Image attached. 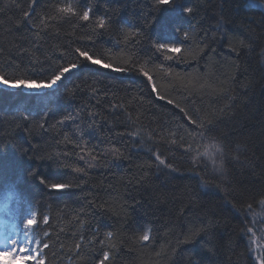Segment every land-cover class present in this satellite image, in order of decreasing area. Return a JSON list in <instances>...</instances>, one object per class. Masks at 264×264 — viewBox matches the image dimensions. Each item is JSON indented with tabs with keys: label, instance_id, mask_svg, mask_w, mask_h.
<instances>
[{
	"label": "trees",
	"instance_id": "16d2710c",
	"mask_svg": "<svg viewBox=\"0 0 264 264\" xmlns=\"http://www.w3.org/2000/svg\"><path fill=\"white\" fill-rule=\"evenodd\" d=\"M69 2L80 8L90 4L97 16L107 13L112 17L118 27L91 38L98 48H110L116 53L114 61L121 65L132 57H151L160 63L152 52V42L163 34L179 43L182 36L173 29L186 27L189 22L179 12L165 10L159 24L147 23L153 15V0H39L37 16L45 15V9L55 15L56 5ZM29 3L30 0L0 1V66L13 63L5 78L15 76L39 83L47 75L49 61L45 57L55 60V50L66 51L69 45L86 39L91 23L84 27L82 22L57 20L49 34L40 38L42 51L35 52L31 46L33 33L23 19ZM187 3L194 8L190 21L198 38L183 41V48L191 51L185 62L173 65L179 75L160 73L154 76V82L158 93L180 102L186 109L195 108L213 121L214 134L227 145L226 150L220 151L219 166L210 160H199L195 149L202 148L210 138H202L189 129L185 138L194 149L192 155L185 154L188 145L172 147L170 152L160 147L177 171L168 175L156 170L153 157L141 150L137 138H130L127 133L136 129L141 134L161 133L163 124L169 122L171 106L154 100L144 78L136 74L93 66L94 75L86 76L83 82L74 78L58 91L47 90L46 104L22 88L9 90L0 85V146L6 149L3 159L12 181L11 187L0 191V223L7 230L18 227L26 235L16 214L20 199L33 200L38 211L51 217L50 226L41 223L40 233L32 237L39 240L45 228L50 233L49 247L42 249L44 256L39 264H95L102 251L110 252L106 264H252L246 248L251 237L241 234V215L246 216L244 222L253 230L257 229L253 226L255 221L264 223V207L257 198L264 190V0ZM119 27L143 31L125 42ZM205 36L215 42L210 40L211 51L205 49L202 53L204 45L200 41ZM25 42L38 62L15 58L16 48ZM249 44L254 50L245 49ZM230 47L239 55L232 53ZM116 66L114 62L113 67ZM73 83L80 84V89L70 95L68 90ZM27 112L32 116L26 121L22 116ZM45 113L47 118L43 121ZM69 115L74 119L59 123ZM39 122L45 124L44 128L38 126ZM89 124L94 127L89 128ZM78 127L88 129L83 137ZM170 127L175 131L174 124ZM167 131L163 128L164 133ZM153 139L159 142L160 135ZM112 146L119 147L124 157L113 161L110 154L105 158L97 156L94 163L99 166L87 167L92 159L89 150L95 155ZM22 153L37 159L25 160ZM55 153H66L67 158L61 155L60 162L85 168L87 174L73 173L70 168L57 169L49 161L40 160ZM81 155L84 160L79 159ZM33 166L52 180L70 177L80 186L49 197L41 186L18 179L21 170ZM202 182L209 187L202 186ZM217 185L232 194L217 190ZM227 201L240 208L241 214ZM209 221L213 222L209 234L201 233L194 243L183 242ZM149 227L154 239L145 245L137 244L136 236ZM108 231L114 235L111 241H105L103 249L98 242L89 244L93 234L98 241ZM77 243H82L79 254Z\"/></svg>",
	"mask_w": 264,
	"mask_h": 264
},
{
	"label": "snow or ice",
	"instance_id": "6c2138e0",
	"mask_svg": "<svg viewBox=\"0 0 264 264\" xmlns=\"http://www.w3.org/2000/svg\"><path fill=\"white\" fill-rule=\"evenodd\" d=\"M8 5H5L7 7ZM39 6V0H30L28 10L24 11L23 19L25 25L28 27L29 31L33 33L31 37V46H34L35 52H41L40 47V38L41 36H47L49 32L54 28L57 20H62L65 22H82L84 27H89L91 23V33L86 34L87 38L78 41L74 46L69 45L66 51H61L59 49L54 51L55 60H52L49 57H45L49 61V66L47 69V75L37 83L35 80L29 81L27 79H21L18 77H11V82L8 76V69L13 67L11 61L8 62L7 66H0V85L9 90L22 88L27 94L35 96L38 98L41 104L47 103V97L49 93L48 89L53 91H58L60 87L66 85L69 81L73 79H80L82 82L86 76L90 77L94 75L93 66H99L103 68H109L116 72H121L126 75L136 74L144 78V83L148 86V91L153 94L154 100L165 101V104L171 106L169 110V122L163 124L161 133L148 132L141 134L139 129L127 133L130 138H137V142L140 145L141 150L146 151L154 159V167L157 171L163 172L165 174H172L177 171L173 167V164L167 159L165 152H161L160 147H164L168 152L172 151V147L180 148L183 145H188L185 149L186 155H192L193 147L189 143V140L185 138V135L189 132V129H192V133L198 134L200 137H209L210 140L208 143L202 145V148L195 149L202 158H207L212 160L215 156V153L221 150H226L227 145L224 143L222 137L216 136L215 129L216 125L212 120L206 119L195 108L186 109L181 106L180 102H177L171 98H168L166 95H162L156 91L157 84L154 82V76L158 77L160 73H164L169 77H172L173 74L179 75L175 72L173 65H179L187 59V54L191 49L183 48V41H190L196 36L195 26L192 25L190 18L194 15V8L187 3V0H153V15L152 18L147 21V23L152 26H156L160 23L161 14L168 10L170 12H179L185 17L189 18L187 26H176L173 31L182 36V41L179 43L172 41L165 35H161L158 39L152 42L151 48L153 54L160 59V63H156L151 57L146 60L137 59L132 57L127 61L126 64H119L118 60L114 61L116 53L112 52L109 49L98 48L96 42L92 40V35L97 33L103 34V32L112 31L114 28H117L113 22L112 17L109 14L97 16L94 12L92 5L87 4L83 8H80L77 3H60L55 6L54 12L55 15L48 14L50 10L45 9V15L37 16L36 7ZM254 6V5H252ZM264 7V5H261ZM3 9H0L2 11ZM33 19H37L38 23H32ZM102 30V32H101ZM118 30L124 35L125 42L128 41L130 36L139 37L142 34L143 29H137L132 31L131 28L119 27ZM226 40V36L224 37ZM215 42L213 38L205 36L203 40L200 41L204 45V48L201 49L203 53L205 49L211 51L209 41ZM25 43H22L19 47L16 48L15 58L22 59L27 58L29 63L38 62V58L34 55L32 51L29 50V47H26ZM135 43V41H133ZM117 51H119V42L116 44ZM183 48V51H182ZM246 50H254L251 46L245 45ZM232 53L239 55L236 52L235 48L230 47ZM175 53L176 55H173ZM264 55V53H262ZM71 57L70 59L68 57ZM107 61V62H104ZM116 62L118 66L113 67V63ZM252 85L249 84L248 88L251 89ZM80 89V84L73 83V86L68 90L69 94H75ZM247 92L244 93L247 96ZM142 103V101H138ZM238 101H234L235 104ZM114 109L117 106H113ZM32 116L31 112H27L22 116V119L29 120ZM195 117V118H193ZM47 115L42 117L43 121H46ZM74 117L69 115L65 119H62L59 123L64 124L68 120H72ZM175 125V131H173L170 125ZM38 126L44 128L45 124L39 122ZM94 127L93 124H89V128ZM163 128H168L166 133L163 132ZM80 136L83 137L84 132L88 129L77 128ZM177 132H182L184 135H177ZM154 135H160V141L157 142L153 139ZM65 140L68 139L67 136L64 137ZM77 148H81L80 144L75 145ZM223 146V148H222ZM6 152V149L3 146H0V191L6 190L12 186V181L9 179L6 163L4 162L3 156ZM92 159L87 162L88 168H95L99 166L96 161L97 156L101 158L107 157L109 154L112 156L113 161H119L124 157V153L119 147H108L101 149L98 153L93 155L91 150L88 153ZM64 155L67 158V154L55 153L49 154L47 156L40 157L41 161H49L50 165H54L57 169L70 168L73 173L84 174L86 175L85 168L82 167H71L60 162L59 157ZM23 159L25 160H35L36 156H29L28 153H22ZM80 160H84L85 157L81 155ZM118 166V165H117ZM18 179L27 182H33L41 186L49 197L54 194L70 190L73 187H79L80 185L73 182V179L70 177H65L62 180H52L47 176L41 174L38 167L33 166L32 168L23 169L20 171ZM202 186L209 187L207 182H202ZM217 190H223L228 195H231V192H228L227 189H220L217 185L215 186ZM258 203L261 207H264V190H261L258 193ZM227 205L230 208H233L238 214H241V209L236 208L231 201H227ZM251 208V205L248 206ZM17 216L21 219L24 229L26 230V239L21 242L20 240L15 239V237H5L3 241H0L5 250L16 249V252L19 253V245L23 243L26 251L25 255H31L34 257V264H39L40 261H43L44 253L42 249L48 248V239H50V233L45 228L42 232L41 238L39 240L32 238L33 234L40 233L39 225L42 223L45 226H50L49 222L51 217L48 214H44L42 210L38 211V205L31 199H20L19 206L17 209ZM246 216L241 215V224L243 228L241 229V234L243 236H250L246 248L248 251L249 259L252 261V264H264V245L255 243V232L252 227H248L245 224ZM34 221V223H30ZM213 227V222L209 221L205 227L195 230L191 236L186 238L184 243H194L196 238L204 233L205 235L210 233L211 228ZM98 231V230H97ZM114 233L108 231L104 238H100L97 241L95 234H93V239L89 240V244L99 243L101 249H103L106 244L105 241H111ZM81 241L83 237L80 238ZM154 237L152 236V229L146 228L142 231L141 234H138L135 238L137 244L145 245L150 242ZM261 239H264V234H262ZM108 247L114 248V245H107ZM77 249V254L82 247V243H77L75 245ZM95 253V249H93ZM110 261V252L102 251V255L98 256L95 260V264H106Z\"/></svg>",
	"mask_w": 264,
	"mask_h": 264
},
{
	"label": "rangeland",
	"instance_id": "374dc122",
	"mask_svg": "<svg viewBox=\"0 0 264 264\" xmlns=\"http://www.w3.org/2000/svg\"><path fill=\"white\" fill-rule=\"evenodd\" d=\"M0 1H3V0H0ZM2 86V85H1ZM3 87V86H2ZM49 90H52V89H49ZM220 151H218V152H216L215 153V156H214V158L212 159V160H210L212 163H215L216 165L218 164V161L220 160V159H218L219 157H220ZM199 160H201V161H205V160H208L207 158H202L201 157V155L199 156ZM214 164V165H215ZM217 166H219V165H217ZM213 170H215L214 168H213ZM219 172V169H218V167H217V173ZM30 223H33V221H30ZM253 226H254V228L255 227H257V229L255 228V230H253L254 232H256L257 231V233H255L256 235H255V243L256 244H262V245H264V239H261V236H262V234H264V223H260V222H258V220L257 221H255L254 223H253ZM15 230V229H14ZM13 230V232H8V233H6V231H5V227H2V226H0V241H3L4 240V238L7 236V237H9V238H11V237H15V239H17V240H20L21 242H23V241H25V240H23V239H21V238H19V237H16L15 235L16 234H19V235H21V232H17V231H14ZM251 239V238H250ZM19 248H20V251H19V253H17L16 252V249L15 248H13L12 250H5L4 248H3V246H2V244H0V249L1 250H5L4 252L6 253V254H9V255H11V258H12V261H10V264H18L17 263V260L18 259H23V258H28L29 259V261H32L33 260V264H34V257H32L31 255H29V257H28V255H25L24 254V252L26 251V249L24 248V245H23V243H21L20 245H19ZM1 252V251H0ZM9 256H7V258H8ZM1 260H3V258L1 259ZM5 261L7 260V259H4ZM0 264H2L1 262H0Z\"/></svg>",
	"mask_w": 264,
	"mask_h": 264
}]
</instances>
